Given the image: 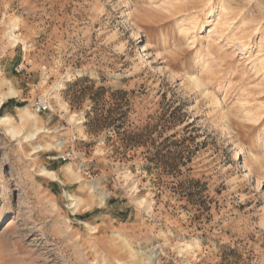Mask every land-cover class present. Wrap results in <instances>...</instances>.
I'll return each instance as SVG.
<instances>
[{
  "label": "clouds",
  "instance_id": "9594fccd",
  "mask_svg": "<svg viewBox=\"0 0 264 264\" xmlns=\"http://www.w3.org/2000/svg\"><path fill=\"white\" fill-rule=\"evenodd\" d=\"M0 264H264V0H0Z\"/></svg>",
  "mask_w": 264,
  "mask_h": 264
},
{
  "label": "rangeland",
  "instance_id": "374dc122",
  "mask_svg": "<svg viewBox=\"0 0 264 264\" xmlns=\"http://www.w3.org/2000/svg\"><path fill=\"white\" fill-rule=\"evenodd\" d=\"M143 88L144 86L141 85V95L144 94ZM76 90L78 92H90L91 86L87 81H81ZM104 91V89H100L97 92L93 93V98L97 101L98 105L103 101ZM114 96L117 100L115 110L119 112V115L112 121V123L115 124L117 130L119 131L127 122L128 114L133 111V106L135 105L136 107H139V103L143 102H137L135 89L132 90L131 98H128L127 93H114ZM158 103L160 107L164 109L158 122L161 126L160 135L163 136L164 131L170 130L171 127H174L177 122H183L184 113L182 111V107H173L172 104L168 103V97L166 94L161 96V99ZM112 111L113 109H109L110 114ZM183 131L185 135L180 140L175 139L176 133H173L172 136L164 137L162 143L157 147L155 154L149 156V160L157 164H160L162 162L166 165H171L172 167H174L176 160L181 155V153L174 151V149L182 147L183 145L189 143H193L197 139L196 133L198 132V129L195 127V122H193V124L185 125ZM143 138L144 134H125V139L130 145L141 143L143 141ZM153 146H155V141H153ZM201 146L207 147V141L203 142L202 145L197 146V148L193 151H199ZM192 154L193 153H190L189 155V162ZM181 188H183V186H181ZM198 193L199 186L192 188L190 191H188L189 198H194L196 195H198Z\"/></svg>",
  "mask_w": 264,
  "mask_h": 264
}]
</instances>
